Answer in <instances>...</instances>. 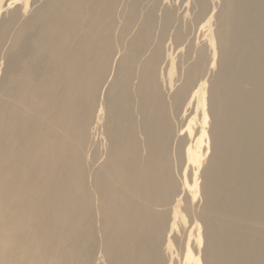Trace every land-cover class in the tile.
Returning a JSON list of instances; mask_svg holds the SVG:
<instances>
[{"label": "bare ground", "instance_id": "1", "mask_svg": "<svg viewBox=\"0 0 264 264\" xmlns=\"http://www.w3.org/2000/svg\"><path fill=\"white\" fill-rule=\"evenodd\" d=\"M0 264H264V0H0Z\"/></svg>", "mask_w": 264, "mask_h": 264}, {"label": "rangeland", "instance_id": "2", "mask_svg": "<svg viewBox=\"0 0 264 264\" xmlns=\"http://www.w3.org/2000/svg\"><path fill=\"white\" fill-rule=\"evenodd\" d=\"M200 126L199 119L194 123L192 129V141L190 142L191 147L197 152L198 162L197 166H201L202 161L207 159L211 152V140L209 137L208 125L203 127ZM197 256L198 254L195 253Z\"/></svg>", "mask_w": 264, "mask_h": 264}]
</instances>
